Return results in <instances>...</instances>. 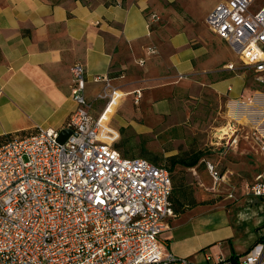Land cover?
I'll use <instances>...</instances> for the list:
<instances>
[{
    "label": "crops",
    "instance_id": "obj_1",
    "mask_svg": "<svg viewBox=\"0 0 264 264\" xmlns=\"http://www.w3.org/2000/svg\"><path fill=\"white\" fill-rule=\"evenodd\" d=\"M157 10L154 0H0V136L62 129L77 107L71 94L74 64L86 68L85 94L94 115L105 104L96 97L105 80L96 76L109 77L122 93L140 89L137 110L119 113L134 102L127 94L110 127L118 133L130 126L148 149L169 143L166 156L190 163H177L171 172L176 216L167 219L161 244L190 263L207 264L247 251L264 224V208L253 206V197L235 201L216 189L206 162L226 178L232 171L220 169L222 159L206 157L205 142L195 136L207 131L205 111L212 106L226 105L231 119L253 124L259 121L251 116L264 111L242 96L250 70L237 49L211 31L207 17L204 30L173 32L158 22L149 29L148 15ZM150 46L157 49L151 56Z\"/></svg>",
    "mask_w": 264,
    "mask_h": 264
},
{
    "label": "built area",
    "instance_id": "obj_2",
    "mask_svg": "<svg viewBox=\"0 0 264 264\" xmlns=\"http://www.w3.org/2000/svg\"><path fill=\"white\" fill-rule=\"evenodd\" d=\"M159 20L158 13H150L148 28ZM206 22L237 49L245 68L264 85V0H224ZM146 51L157 53L152 46ZM137 62L143 64L145 58ZM70 72L77 107L62 127L72 130L66 141H58L61 129L36 127L0 144V264H197L161 244L167 219L176 216L170 170L146 157L122 154L114 146L119 134L110 127L112 115L104 119L129 93L138 103L140 89L122 93L109 77L96 76L95 81L105 80L96 96L105 104L94 115L85 94V66L74 64ZM237 129L232 126L230 136ZM249 135L264 158V117ZM206 165L215 183L225 181L214 163ZM248 188L264 202V172ZM208 261L264 264V224L244 253Z\"/></svg>",
    "mask_w": 264,
    "mask_h": 264
},
{
    "label": "rangeland",
    "instance_id": "obj_3",
    "mask_svg": "<svg viewBox=\"0 0 264 264\" xmlns=\"http://www.w3.org/2000/svg\"><path fill=\"white\" fill-rule=\"evenodd\" d=\"M217 1L220 0H154L160 7V10H157L160 16L158 24L167 26V29L173 32L186 29L188 26H193L196 30H204L205 17H207L209 10ZM261 1L262 0H257V2ZM248 79L245 80L241 87V94H243L242 96H244L245 99L249 96L255 103V108H260L264 111V85L256 82L253 73L250 71ZM246 100H248V98ZM132 103L128 101L126 105L119 108V113L124 114L131 108L137 110L139 103H135L133 100ZM116 108L115 102L106 112L104 119H109ZM228 109L226 105L225 107H220L218 105V107L212 106L209 110L205 111L206 116L204 120L210 125L206 128V132L201 135L197 134L195 137L198 141L205 142L204 147L206 149L204 152L206 157L209 159L215 158L217 161L222 159L219 165L220 169L223 171L230 169V171H232V174H229L230 177H227L225 181L215 183L213 180V185L216 186V189L220 190L222 194L233 195L235 201L241 199H248L249 201V199L253 197L252 199L256 201L253 206H261L263 209L264 203L259 198L252 196L248 188L254 175L259 172H264V158L255 143V139L251 135H249V137L247 136L248 132L253 129L255 123L253 124L250 121L237 122L238 119H231L228 116ZM251 117L260 121L264 115L261 117L257 115ZM233 123H236L235 126L238 129L235 136H229L228 133H232L233 130L232 126L230 129L228 124ZM118 134L119 136L114 142V146L117 144L122 154L125 156L146 157L156 163L166 166L170 172H173V168H171L169 161L170 156H166L169 143L163 144L162 149L159 150L148 149L146 147L147 140L144 139L142 135L136 134L130 126L123 127L119 130ZM236 136H238L237 139H239L238 145H231L232 139ZM215 142H217V146L214 144ZM175 145L177 146L178 144ZM254 147L258 150L256 151ZM183 152L184 151L179 152L182 157L185 156ZM189 152L191 153V151ZM171 175L173 174L171 173Z\"/></svg>",
    "mask_w": 264,
    "mask_h": 264
},
{
    "label": "trees",
    "instance_id": "obj_4",
    "mask_svg": "<svg viewBox=\"0 0 264 264\" xmlns=\"http://www.w3.org/2000/svg\"><path fill=\"white\" fill-rule=\"evenodd\" d=\"M13 135H10V134H8V135H3V136H0V144L2 143V142H5L6 140H8V139H10L11 137H12ZM116 147H117V144L115 145ZM118 148V147H117ZM119 149V148H118ZM120 150V149H119ZM169 161H170V164H171V168H173L174 166H175V164H177V163H181V164H183V165H185V166H189L190 165V163L188 164H185V163H183L184 162V160H180V159H177V157H169ZM191 166V165H190Z\"/></svg>",
    "mask_w": 264,
    "mask_h": 264
},
{
    "label": "water",
    "instance_id": "obj_5",
    "mask_svg": "<svg viewBox=\"0 0 264 264\" xmlns=\"http://www.w3.org/2000/svg\"><path fill=\"white\" fill-rule=\"evenodd\" d=\"M71 133H72L71 129L62 128L59 132L58 141L61 143L65 142Z\"/></svg>",
    "mask_w": 264,
    "mask_h": 264
},
{
    "label": "bare ground",
    "instance_id": "obj_6",
    "mask_svg": "<svg viewBox=\"0 0 264 264\" xmlns=\"http://www.w3.org/2000/svg\"><path fill=\"white\" fill-rule=\"evenodd\" d=\"M231 129V127H229Z\"/></svg>",
    "mask_w": 264,
    "mask_h": 264
}]
</instances>
